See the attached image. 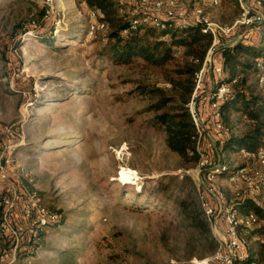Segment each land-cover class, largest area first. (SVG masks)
Wrapping results in <instances>:
<instances>
[{
    "label": "rangeland",
    "instance_id": "obj_1",
    "mask_svg": "<svg viewBox=\"0 0 264 264\" xmlns=\"http://www.w3.org/2000/svg\"><path fill=\"white\" fill-rule=\"evenodd\" d=\"M212 1L180 3L186 9L200 6L210 20L228 26L238 19L240 3H250ZM129 5L133 9L135 0ZM53 6L55 13L35 33L36 6L0 0V154L5 146L2 129L10 126L18 135L8 171L16 198L6 216L15 235L0 233V250H5L0 264L184 261V235L166 209L150 201L161 197L153 192L160 176H179L186 169L165 146L164 132L140 113L146 102L124 95L133 86L129 80L162 86L159 74L139 60L114 65L102 58L105 32L87 36L88 12L78 0H53ZM239 32L235 29L224 42ZM42 34L50 42L36 39ZM244 88L264 95V86L254 78ZM240 163L251 170L248 181L233 188L223 177L217 180L228 207L264 194V165L246 159ZM30 194L63 224L34 236L20 211ZM6 195L1 187L0 196ZM253 228H239L244 251L256 240L249 232Z\"/></svg>",
    "mask_w": 264,
    "mask_h": 264
},
{
    "label": "trees",
    "instance_id": "obj_2",
    "mask_svg": "<svg viewBox=\"0 0 264 264\" xmlns=\"http://www.w3.org/2000/svg\"><path fill=\"white\" fill-rule=\"evenodd\" d=\"M37 11L31 31L37 33L43 25L44 10ZM87 10L101 14L106 24L104 46L100 56L107 62L130 64L141 61L142 67L159 74L162 86L147 82L129 80L133 85L125 97H138L146 102L140 113L148 114L147 121L164 132L167 149L175 154L184 169L194 167L199 153L196 148V128L188 111L187 103L194 90V74L200 69L211 44V37L202 33L195 25L159 31L153 25H142L136 30L123 34L130 27L134 14L129 2L120 0H84ZM27 28L25 32H27ZM264 24L261 32L248 41L235 40L217 52L223 73L218 81L237 79L232 95L221 104L222 121L228 134L213 132L216 147L231 170L244 165L248 152L264 144V95L246 91L244 84L258 73L257 63H264ZM47 36H51V31ZM43 34L36 39L50 42ZM19 41L15 48H18ZM211 154V153H210ZM247 160V159H246ZM223 177V176H222ZM160 198L150 202L162 206L176 224V229L186 240L184 261L176 264H193L192 259L205 260L212 264L210 257L217 248V242L200 208L199 196L191 180L185 175L160 176L153 187ZM264 194L259 198L246 197L235 203L234 209L241 216L253 213L256 217L254 228L249 232L256 240L246 248L243 257L236 264L264 263ZM63 224V220L48 224L52 229Z\"/></svg>",
    "mask_w": 264,
    "mask_h": 264
},
{
    "label": "built area",
    "instance_id": "obj_3",
    "mask_svg": "<svg viewBox=\"0 0 264 264\" xmlns=\"http://www.w3.org/2000/svg\"><path fill=\"white\" fill-rule=\"evenodd\" d=\"M44 8V18L54 14L53 0H34ZM85 7L84 0H78ZM129 2V0H120ZM213 5L217 0L212 1ZM241 12L238 19L228 26L213 22L205 14L200 6L186 9L180 0H135L130 27L123 30V34L136 30L142 25H153L159 31H167L175 28H183L188 25L198 26L202 33L211 37V44L200 69L194 74V90L187 103L188 111L196 128V148L199 158L194 167L185 170V175L193 183L199 196L200 208L206 218L213 236L217 242V248L210 257L212 264H236L244 255L245 242L239 235L241 226L249 228L255 225L256 217L253 213L240 216L234 209L226 206L224 194L217 185L218 178H223L233 188L238 184L248 181L249 166L244 164L231 170L222 158L220 150L215 145L213 132L228 134V128L223 124L221 104L225 102L234 91L237 79L231 81H218V76L223 73L219 63L217 52L233 43L235 40L248 41L261 32L264 24V0H250V3H240ZM87 36L95 37L100 32H105L107 27L101 21V14L97 11L87 10ZM157 13H161V17ZM235 29H240L234 40L224 42V38L230 37ZM258 73L256 82L264 86V63H257ZM206 78L212 80V86L206 88ZM5 136V146L0 154V189L6 187V196H0V233L10 232L15 235L7 220V213L14 207L16 190L9 183L8 171L13 165L12 155L18 143L16 131L8 126L2 129ZM211 153V154H210ZM246 159L256 164L264 165V144L254 151L246 154ZM23 173V169H19ZM251 197V196H248ZM244 199V198H243ZM213 204V205H212ZM21 215L27 220L29 231L37 235L46 229L48 224L58 221V215L51 213L43 205L39 204L35 195L27 196L21 205ZM5 250H0V258Z\"/></svg>",
    "mask_w": 264,
    "mask_h": 264
},
{
    "label": "crops",
    "instance_id": "obj_4",
    "mask_svg": "<svg viewBox=\"0 0 264 264\" xmlns=\"http://www.w3.org/2000/svg\"><path fill=\"white\" fill-rule=\"evenodd\" d=\"M209 84H213L212 80L210 78H206L205 81H204V86L206 88H209Z\"/></svg>",
    "mask_w": 264,
    "mask_h": 264
},
{
    "label": "bare ground",
    "instance_id": "obj_5",
    "mask_svg": "<svg viewBox=\"0 0 264 264\" xmlns=\"http://www.w3.org/2000/svg\"><path fill=\"white\" fill-rule=\"evenodd\" d=\"M124 178H125V180H127L129 182H130V180H132V177H130V176H127V177H124Z\"/></svg>",
    "mask_w": 264,
    "mask_h": 264
}]
</instances>
